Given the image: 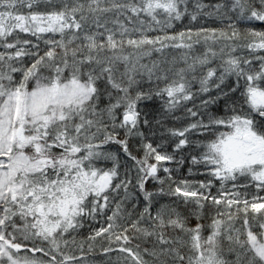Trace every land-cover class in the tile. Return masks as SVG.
I'll return each instance as SVG.
<instances>
[{"label":"snow or ice","instance_id":"6c2138e0","mask_svg":"<svg viewBox=\"0 0 264 264\" xmlns=\"http://www.w3.org/2000/svg\"><path fill=\"white\" fill-rule=\"evenodd\" d=\"M254 22L264 0H0V264H264Z\"/></svg>","mask_w":264,"mask_h":264},{"label":"trees","instance_id":"16d2710c","mask_svg":"<svg viewBox=\"0 0 264 264\" xmlns=\"http://www.w3.org/2000/svg\"><path fill=\"white\" fill-rule=\"evenodd\" d=\"M203 2L204 3H208V4H214V3H216V2H218V0H203ZM201 23H205V21L204 20H201ZM207 25L208 26H220V22H218V21H211V20H209V21H207ZM254 26H255V28L257 29V30H264V25H262L260 22H254ZM190 27H195V25H190ZM171 31L172 30H169V32H170V34H171ZM151 35V34H150ZM153 56L155 57V56H158V54H156V53H153ZM145 63H147L148 62V60H147V58L145 59V61H144ZM213 191H215V189L213 190ZM137 241H133V247L135 246V243H136ZM96 252L97 253H99V249H96ZM111 255H115V253H112ZM89 258H92V259H95V260H97V261H101V260H103V255L102 254H97V255H89Z\"/></svg>","mask_w":264,"mask_h":264},{"label":"rangeland","instance_id":"374dc122","mask_svg":"<svg viewBox=\"0 0 264 264\" xmlns=\"http://www.w3.org/2000/svg\"><path fill=\"white\" fill-rule=\"evenodd\" d=\"M98 249V248H97ZM89 259H92V258H89Z\"/></svg>","mask_w":264,"mask_h":264}]
</instances>
